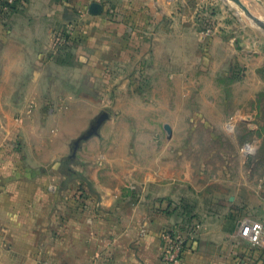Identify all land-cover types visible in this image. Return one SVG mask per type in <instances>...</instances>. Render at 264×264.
<instances>
[{
    "label": "crops",
    "instance_id": "crops-1",
    "mask_svg": "<svg viewBox=\"0 0 264 264\" xmlns=\"http://www.w3.org/2000/svg\"><path fill=\"white\" fill-rule=\"evenodd\" d=\"M75 1L23 0L16 11L0 10V264H164L167 232L186 242L183 264H264V248L239 236V223L251 218L204 213L193 230L186 221L195 218L179 215L182 197L195 198L193 167L183 193L177 176L163 177L171 167L113 169L99 165L89 149L78 158L79 173L57 164L81 126L109 107L105 93L149 92L163 75L159 22H144L153 27L138 39L115 37L96 28L105 26L104 6L94 15L89 9L97 0ZM184 23L176 25L193 27ZM185 57L172 65L186 71L175 85L190 71ZM194 58L204 62L200 54ZM128 103L138 109L149 102ZM83 108L95 110L89 120Z\"/></svg>",
    "mask_w": 264,
    "mask_h": 264
},
{
    "label": "rangeland",
    "instance_id": "rangeland-1",
    "mask_svg": "<svg viewBox=\"0 0 264 264\" xmlns=\"http://www.w3.org/2000/svg\"><path fill=\"white\" fill-rule=\"evenodd\" d=\"M97 1L105 7V26L96 28H106L115 37L138 39L143 37L144 27H153L144 22H159L155 35L163 47V75L149 92L105 93L101 99L109 107L96 110L71 145L97 116L107 112L109 118L100 131L104 130L103 135L85 141L68 167L79 173L77 162L84 149H89L99 165L113 169L143 164L171 167L172 174L167 169L163 177L169 181L170 175L177 176L178 182H183V193L187 168L193 167L195 198L186 201L182 197L177 205L182 218H195H187V224L192 226L204 213L216 219L236 214L264 222L260 218L264 217V0H241L261 24L232 0ZM185 21H192L193 27L176 25ZM198 54L204 62L194 60ZM182 55L188 56L191 67L186 79L175 85L174 79L186 74L172 68ZM207 82L209 89L202 92ZM116 101H121V107ZM133 101L149 103L146 108L130 109L128 102ZM173 104L177 108L170 107ZM82 111L86 120L95 110ZM117 122L123 124L115 129ZM92 140L97 145L90 147ZM70 155L71 146L66 157L58 159L64 171Z\"/></svg>",
    "mask_w": 264,
    "mask_h": 264
},
{
    "label": "built area",
    "instance_id": "built-area-1",
    "mask_svg": "<svg viewBox=\"0 0 264 264\" xmlns=\"http://www.w3.org/2000/svg\"><path fill=\"white\" fill-rule=\"evenodd\" d=\"M17 2L18 0H2L0 10L7 13ZM78 199L80 201L81 196H78ZM191 225L193 230L198 229L196 222ZM239 236L253 248H264V222L252 219L242 220L239 223ZM162 240L164 244L162 253L164 264H183L187 248L186 242L169 232L163 233Z\"/></svg>",
    "mask_w": 264,
    "mask_h": 264
},
{
    "label": "water",
    "instance_id": "water-1",
    "mask_svg": "<svg viewBox=\"0 0 264 264\" xmlns=\"http://www.w3.org/2000/svg\"><path fill=\"white\" fill-rule=\"evenodd\" d=\"M237 6H239L240 10L244 12L247 16L254 18L251 14L249 8L245 6V4L241 0H232ZM90 13L94 15H99L103 12L104 7L101 3L94 2L90 6ZM254 20L257 21L258 24H261L258 19L254 18ZM109 114L107 112L101 113L99 116H97L93 122L91 123L89 129L85 131L82 135H80L77 139H75L71 145V155L68 156L65 160V167L66 171L75 174L74 171H72L68 166L71 161H74L77 157V152L82 147V144L91 139L92 137L99 136L101 128L105 124V122L108 120Z\"/></svg>",
    "mask_w": 264,
    "mask_h": 264
},
{
    "label": "trees",
    "instance_id": "trees-1",
    "mask_svg": "<svg viewBox=\"0 0 264 264\" xmlns=\"http://www.w3.org/2000/svg\"><path fill=\"white\" fill-rule=\"evenodd\" d=\"M23 0H18V2H17V4L15 5V6H13L12 8H11V10H14V9H16L17 8V6L22 2ZM10 10V11H11ZM9 11V12H10ZM8 13V12H7ZM190 220H192V219H190Z\"/></svg>",
    "mask_w": 264,
    "mask_h": 264
}]
</instances>
